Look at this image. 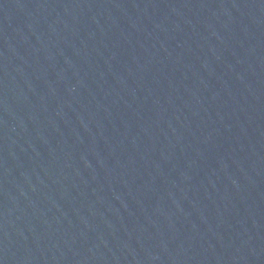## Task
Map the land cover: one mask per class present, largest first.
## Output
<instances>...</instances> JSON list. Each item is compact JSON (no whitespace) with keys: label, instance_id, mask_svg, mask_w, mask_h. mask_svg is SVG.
Returning a JSON list of instances; mask_svg holds the SVG:
<instances>
[{"label":"water","instance_id":"1","mask_svg":"<svg viewBox=\"0 0 264 264\" xmlns=\"http://www.w3.org/2000/svg\"><path fill=\"white\" fill-rule=\"evenodd\" d=\"M0 264H264V0H0Z\"/></svg>","mask_w":264,"mask_h":264}]
</instances>
